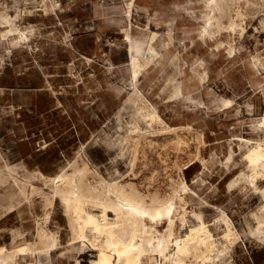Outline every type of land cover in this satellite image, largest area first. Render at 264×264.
Instances as JSON below:
<instances>
[{
  "label": "rangeland",
  "instance_id": "1",
  "mask_svg": "<svg viewBox=\"0 0 264 264\" xmlns=\"http://www.w3.org/2000/svg\"><path fill=\"white\" fill-rule=\"evenodd\" d=\"M48 1L53 9L43 0H0V15L8 14L16 28L0 18V167L17 166L20 176L56 177L76 161L87 162L108 180H132L162 197L175 195L180 210H187L185 223L177 220L178 235L200 214L222 246L228 218L236 244L205 264H264V177H252L245 156L255 142L264 144L263 0H255L258 10L239 2L245 30L225 29L207 42L201 38L207 0ZM126 30L143 39L154 32L175 36L171 51L182 58L181 97L169 98L173 69L161 46L139 82L134 79ZM217 41L224 44L217 48ZM228 43L236 47L233 52ZM195 68L201 80L193 77ZM137 90L166 125L183 127L186 143L178 147L161 130L165 124L155 123L138 153L134 178L129 134L136 126L150 128L131 102ZM7 186L0 183V248L13 250L35 243L47 209L37 196L9 208ZM43 226L59 245L49 252H20L19 264L98 259L92 245L74 240L60 201Z\"/></svg>",
  "mask_w": 264,
  "mask_h": 264
},
{
  "label": "bare ground",
  "instance_id": "2",
  "mask_svg": "<svg viewBox=\"0 0 264 264\" xmlns=\"http://www.w3.org/2000/svg\"><path fill=\"white\" fill-rule=\"evenodd\" d=\"M43 1L47 9L54 5L49 4L48 0ZM240 1L207 0L205 5L210 12L204 19V30L201 32V38L205 42L208 41L207 38L214 37L225 29L235 31L240 27L245 30L243 27L245 14L238 6ZM246 2L253 9L258 10L260 7L259 2L255 0H246ZM0 18L2 23L10 24L11 30H16L14 20L8 14H1ZM226 21L228 24L225 23ZM126 37L130 40L133 49L134 79L139 82L140 76L148 69L151 59L160 53L157 46H161L167 50L166 66L173 69L168 76L169 98L181 97L184 88L178 76L182 73V58L180 53L171 51V47L175 46V36L172 34L159 36L158 32H154L149 39H143L133 37L131 32L126 30ZM223 44V41H217L216 47L220 48ZM228 45V51L233 52L236 47L232 43ZM146 54L151 56L147 57ZM193 77L201 80V72L197 68L194 69ZM135 86L137 87V84ZM130 99L139 113V118L146 120L150 126L148 129L136 126L129 134L132 153L130 162L135 178L134 166L143 141L153 134L155 123L165 124V122L156 107L140 90L130 95ZM261 127L264 130V117L261 119ZM181 129L183 127L172 128L165 124L161 130L165 134H172L178 147H182L186 140L181 135ZM243 141L246 144L251 142L250 139ZM152 142L153 139H150L149 144ZM245 156L253 171L252 177L254 179L258 176L264 177V144L260 141L255 142ZM61 173L56 177L45 176L40 172H30L20 176L17 166L6 164L0 167V183L8 184L6 197L9 208L19 209L23 206V202L32 203L37 196L41 198L42 205L47 209L46 214L44 213L46 215L44 221L37 228L35 243L13 250L1 247L0 264H19L17 256L20 252L26 253L33 249L49 252L57 248L59 245L57 236L43 226V223L48 222L51 209L58 201L64 207L74 240L82 242L87 247L92 245L98 252V259L93 264H159V257L160 264H205L206 261L231 250L238 239L230 220L223 219L226 223L224 237L227 243L218 246L214 233L200 214H196L199 220L196 224L190 226L185 234L178 235L177 220L179 219L182 224L185 223L187 210L186 208L180 210L175 195L162 197L148 188L142 190V187L140 188L132 180L126 182L118 178L108 180L97 170H93L87 162L79 164L76 161L71 164V169ZM182 189L188 190L187 185L185 184ZM179 198L184 200L180 195ZM164 225L166 228H161ZM88 231L92 237L89 236Z\"/></svg>",
  "mask_w": 264,
  "mask_h": 264
}]
</instances>
